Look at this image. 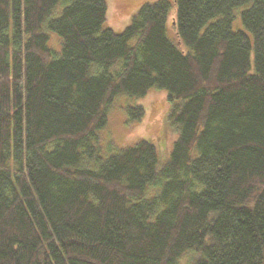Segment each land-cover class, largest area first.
<instances>
[{"label": "trees", "instance_id": "obj_1", "mask_svg": "<svg viewBox=\"0 0 264 264\" xmlns=\"http://www.w3.org/2000/svg\"><path fill=\"white\" fill-rule=\"evenodd\" d=\"M105 18L104 0H0V264H264V0H158L119 33ZM152 87L169 158L141 140L94 168L115 98Z\"/></svg>", "mask_w": 264, "mask_h": 264}, {"label": "rangeland", "instance_id": "obj_2", "mask_svg": "<svg viewBox=\"0 0 264 264\" xmlns=\"http://www.w3.org/2000/svg\"><path fill=\"white\" fill-rule=\"evenodd\" d=\"M106 3V18L103 28H109L119 33L129 25L132 16L140 6L145 3H153L158 0H104ZM173 3V0H169ZM246 6L238 7L234 10L232 23L233 30L246 31L241 23L239 13ZM61 9V5L56 8L52 16L56 15ZM174 8H170L166 24L167 37L177 45L182 52H187L185 45L179 40L176 27L173 21ZM49 48L55 52L60 51V38L49 31ZM121 62H117L110 69L111 73L120 69ZM167 92L156 87H152L143 97H130L125 94L118 95L112 103L108 112L107 125L97 133L94 146L98 148L96 155L100 161L88 160L94 168L107 156L116 153L120 149L135 144L141 140L151 143L158 154L159 165H162L172 151L173 144L177 139V129L169 122L168 112L170 102L167 99ZM128 106H141L144 114L138 121H131L126 110ZM187 258V257H186ZM185 260V258H184ZM185 262L182 260V264Z\"/></svg>", "mask_w": 264, "mask_h": 264}]
</instances>
